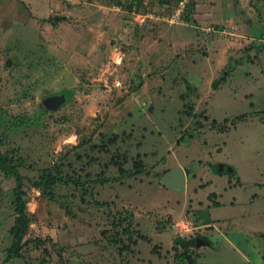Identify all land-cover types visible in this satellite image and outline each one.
<instances>
[{"label":"rangeland","instance_id":"rangeland-1","mask_svg":"<svg viewBox=\"0 0 264 264\" xmlns=\"http://www.w3.org/2000/svg\"><path fill=\"white\" fill-rule=\"evenodd\" d=\"M178 1L0 0V149L31 217L6 261L0 171V264H264V43L240 16L264 0H191L172 24ZM210 6L221 18L198 21ZM174 167L179 191L159 183Z\"/></svg>","mask_w":264,"mask_h":264},{"label":"trees","instance_id":"trees-1","mask_svg":"<svg viewBox=\"0 0 264 264\" xmlns=\"http://www.w3.org/2000/svg\"><path fill=\"white\" fill-rule=\"evenodd\" d=\"M191 3L192 2L190 1L187 5L186 9H185L186 14L191 13V10L193 8V5ZM130 7L131 6H129V8ZM223 79H224V75H222L220 77L219 81L223 80ZM61 93L65 94V96H66L65 104H67V103L71 102V100L73 99L75 90L73 88L72 89L71 88L62 89L58 93H54L52 95L61 94ZM42 107H43V110H41V109H39V110L49 112V110L46 109L44 106H42ZM33 116L34 117L24 115V116H21L18 118L16 117V119H18L19 121H21L25 124H29V123L36 122L38 116H37V114H34ZM239 118H242V117H238L237 119H239ZM1 124L5 127L9 126L7 117H5L1 121ZM213 170H214V168H213ZM231 170H232L231 174H236L235 170H233V169H231ZM0 171L6 177H12L15 181L14 209H15L16 217L14 219L13 230H11V232H10L12 234L11 246L9 247V250L7 251V256L5 258L6 261H10L12 259L20 257L22 248L28 244L29 239L25 240L24 238L26 237V235L28 233L31 217L28 214L27 205H26V201L24 198L25 192L23 189L24 188L23 177L19 174V172L17 171V169L15 167H10V164L7 161V157H6L5 153H3L1 151V149H0ZM214 171H216V170H214ZM217 172H220V171H217ZM74 182L78 183V181H74ZM33 185L37 186V187L39 186L38 183H33ZM174 242L183 248L188 247L189 244H191V245L196 244V241H190L191 242L190 243L189 241H186L185 239L180 238V237H176L174 239Z\"/></svg>","mask_w":264,"mask_h":264},{"label":"water","instance_id":"water-1","mask_svg":"<svg viewBox=\"0 0 264 264\" xmlns=\"http://www.w3.org/2000/svg\"><path fill=\"white\" fill-rule=\"evenodd\" d=\"M66 102V96L64 93L47 96L43 99V106L51 111H56L62 107ZM214 170L222 171L224 165L215 164ZM191 175V170L188 167H174L163 174L159 183L164 187H169L173 190L179 191L186 186L187 179Z\"/></svg>","mask_w":264,"mask_h":264},{"label":"crops","instance_id":"crops-1","mask_svg":"<svg viewBox=\"0 0 264 264\" xmlns=\"http://www.w3.org/2000/svg\"><path fill=\"white\" fill-rule=\"evenodd\" d=\"M263 5L264 7V2H260L259 5H255L256 6V9H252L250 8L249 10H246L244 8H240V16L241 17H245L244 20H247V21H252V24H251V32L252 34L247 36L245 39H246V42L247 43H250V42H253V41H257V42H262L264 43V21L261 22L260 18L258 17L257 13L255 11H257L259 9V7H261ZM209 8V9H208ZM208 11L209 12H205V14L200 17V19L198 21H206V22H210V19L214 18L215 16H218L220 17L219 14H215L213 13L214 11H210V9L212 10V7H208ZM230 11V10H229ZM232 11V10H231ZM254 16L257 17L258 19L255 20L254 19ZM197 18V17H196ZM221 18V17H220ZM223 20V23L225 25H231L232 22L234 21L233 17L230 16V12H229V16L228 18H225V19H222ZM221 20V21H222ZM243 20V19H242ZM197 25H200L199 23H196ZM211 26L212 24H210L209 27L206 28V31H209L211 29ZM239 26L240 28H242V24H239L237 25ZM237 33V32H236ZM257 34H260V36H258ZM262 35V36H261ZM218 37V36H217ZM254 37H257L258 39L254 38ZM211 38V37H210ZM212 39V38H211ZM212 45V44H211ZM214 48V45H212L210 47V49H213ZM219 48H222V47H219ZM191 176V175H190Z\"/></svg>","mask_w":264,"mask_h":264},{"label":"built area","instance_id":"built-area-1","mask_svg":"<svg viewBox=\"0 0 264 264\" xmlns=\"http://www.w3.org/2000/svg\"><path fill=\"white\" fill-rule=\"evenodd\" d=\"M191 0H179L178 7L175 9L174 13L170 16V18H166L165 20L169 23H175L177 19L180 18L181 14L185 11L188 3Z\"/></svg>","mask_w":264,"mask_h":264}]
</instances>
